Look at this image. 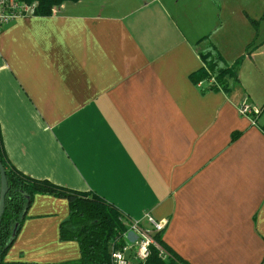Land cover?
I'll list each match as a JSON object with an SVG mask.
<instances>
[{
  "label": "crops",
  "instance_id": "obj_1",
  "mask_svg": "<svg viewBox=\"0 0 264 264\" xmlns=\"http://www.w3.org/2000/svg\"><path fill=\"white\" fill-rule=\"evenodd\" d=\"M263 6L77 0L16 18L0 30L7 160L97 193L126 224L164 221L162 241L188 264H264ZM208 44L235 64L227 91L190 78ZM67 213L64 198L35 195L5 260L77 259L78 244L58 237Z\"/></svg>",
  "mask_w": 264,
  "mask_h": 264
},
{
  "label": "trees",
  "instance_id": "obj_2",
  "mask_svg": "<svg viewBox=\"0 0 264 264\" xmlns=\"http://www.w3.org/2000/svg\"><path fill=\"white\" fill-rule=\"evenodd\" d=\"M24 1L28 4L35 3L33 15L48 16L55 6L77 0ZM262 18H264V6L260 19ZM260 19L250 20L255 31ZM198 54L203 65L191 74V80L194 83L207 82L208 89L227 91L231 81L236 80L235 64L224 65L220 53L213 44H208L205 49L198 51ZM232 136L235 137V134ZM0 161L7 180L4 210L0 220V264H112L111 253L114 249H122L124 245L122 234L127 229L125 218L116 206L95 192L68 189L50 181L29 177L16 170L5 155L1 132ZM37 194L52 195L67 201L68 213L59 224L58 237L60 241H75L78 244L77 259L58 263L5 260L6 252L13 244L28 207ZM160 232L154 233L153 238L163 249L164 254L151 247L150 254L144 261H136L133 264H188L164 244Z\"/></svg>",
  "mask_w": 264,
  "mask_h": 264
},
{
  "label": "built area",
  "instance_id": "obj_3",
  "mask_svg": "<svg viewBox=\"0 0 264 264\" xmlns=\"http://www.w3.org/2000/svg\"><path fill=\"white\" fill-rule=\"evenodd\" d=\"M34 6L35 3L28 4L24 0H0V30L18 17L33 15ZM55 10L56 6L52 11ZM202 82L199 81L197 85H201ZM238 110L240 114L250 116L252 119L257 114L248 103H242ZM144 220L145 225L138 220L126 224L127 229L122 234L124 245L122 249L112 251V264H133L136 261H144L149 256L151 247H155L160 254H164L163 249L153 238L154 233L163 229L164 221H157L149 214L144 215ZM129 252L134 253L131 258L127 254Z\"/></svg>",
  "mask_w": 264,
  "mask_h": 264
},
{
  "label": "water",
  "instance_id": "obj_4",
  "mask_svg": "<svg viewBox=\"0 0 264 264\" xmlns=\"http://www.w3.org/2000/svg\"><path fill=\"white\" fill-rule=\"evenodd\" d=\"M0 178H1V188H0V220L4 210V198L7 192V180L5 176L4 167L0 161ZM15 234V229L13 235Z\"/></svg>",
  "mask_w": 264,
  "mask_h": 264
}]
</instances>
